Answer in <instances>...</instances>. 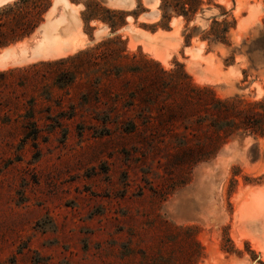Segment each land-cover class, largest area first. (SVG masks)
<instances>
[{
    "label": "rangeland",
    "instance_id": "374dc122",
    "mask_svg": "<svg viewBox=\"0 0 264 264\" xmlns=\"http://www.w3.org/2000/svg\"><path fill=\"white\" fill-rule=\"evenodd\" d=\"M117 1L0 0V264H264V0Z\"/></svg>",
    "mask_w": 264,
    "mask_h": 264
},
{
    "label": "trees",
    "instance_id": "16d2710c",
    "mask_svg": "<svg viewBox=\"0 0 264 264\" xmlns=\"http://www.w3.org/2000/svg\"><path fill=\"white\" fill-rule=\"evenodd\" d=\"M171 6L173 7H176L177 11L184 15L185 17H187V12L190 11V12H194L196 10L197 7H195L194 5L190 4L189 7L190 8H184V5L185 4H182L181 5H177V4H170ZM183 5V6H182ZM38 22L39 21H35L33 24H31L30 26H27L28 28H24L23 29V32L21 34V36L23 35H26V34H29L33 28H35L37 25H38Z\"/></svg>",
    "mask_w": 264,
    "mask_h": 264
},
{
    "label": "bare ground",
    "instance_id": "6f19581e",
    "mask_svg": "<svg viewBox=\"0 0 264 264\" xmlns=\"http://www.w3.org/2000/svg\"><path fill=\"white\" fill-rule=\"evenodd\" d=\"M117 1V0H116ZM114 2V1H113ZM117 2H121V0H118ZM116 3V2H115ZM117 4V3H116ZM122 4V3H121ZM43 38L46 39V35H43Z\"/></svg>",
    "mask_w": 264,
    "mask_h": 264
}]
</instances>
